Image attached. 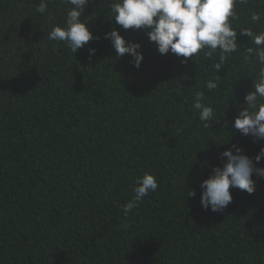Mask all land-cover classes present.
<instances>
[{
	"label": "trees",
	"instance_id": "trees-1",
	"mask_svg": "<svg viewBox=\"0 0 264 264\" xmlns=\"http://www.w3.org/2000/svg\"><path fill=\"white\" fill-rule=\"evenodd\" d=\"M0 264H264V0H0Z\"/></svg>",
	"mask_w": 264,
	"mask_h": 264
}]
</instances>
